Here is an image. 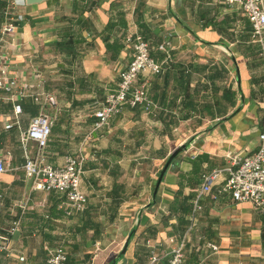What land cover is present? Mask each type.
I'll return each instance as SVG.
<instances>
[{
    "label": "crops",
    "instance_id": "0c3cea01",
    "mask_svg": "<svg viewBox=\"0 0 264 264\" xmlns=\"http://www.w3.org/2000/svg\"><path fill=\"white\" fill-rule=\"evenodd\" d=\"M7 22L12 31L1 32ZM132 33L160 65L137 77L153 106L124 104L93 128V112L129 61ZM162 41L166 51L156 48ZM260 52L247 18L223 0H0V55L22 90L16 120L0 90V159L9 168L0 173V236L8 239L0 264H46L53 247L63 248L65 264H148L150 250L152 264H165L170 240L182 238L181 264H264V214L226 192L198 194L202 174L257 145ZM41 111L54 116L45 160L83 157L82 209L62 192L32 189L23 174L18 135Z\"/></svg>",
    "mask_w": 264,
    "mask_h": 264
},
{
    "label": "built area",
    "instance_id": "2783aa9c",
    "mask_svg": "<svg viewBox=\"0 0 264 264\" xmlns=\"http://www.w3.org/2000/svg\"><path fill=\"white\" fill-rule=\"evenodd\" d=\"M230 6L238 8L240 13L247 18L251 25V36L261 46L260 55L264 60V8L261 0H223ZM13 24L7 22L1 32H10ZM125 43L130 48V58L127 64L118 71L115 87L108 91L101 106L93 112V128L107 124L108 119L118 114L124 104L139 106L144 110L151 108L152 102L147 96L145 81L138 83L139 74L153 75L160 71L159 63L149 55L150 46L139 34L132 33L125 37ZM156 48L166 51L168 42H160ZM5 58L0 55V90L9 93L8 99L12 103V117L16 120L20 112L19 103L15 96L22 93L17 88L13 77L6 76ZM51 100V98H48ZM54 116L45 112H38L32 116L25 129L18 135V141L23 152L24 161L21 165L24 176L29 179L30 187L34 190H56L62 192L67 203L74 209H82L86 202L85 194L79 190L78 184L81 174L83 157L81 155H66L61 165H51L44 157L46 145ZM29 144L33 145L32 151ZM5 161L0 159V173L8 170ZM225 170L227 175L223 184L214 192L210 189L219 173ZM219 192H226L232 200L249 202L261 214H264V101L262 106L261 129L257 133V145L253 151L243 155L233 156L230 166L224 169H213L201 175L198 194L209 193L212 198ZM196 206V205H195ZM19 218L11 221L7 232L15 231ZM7 236H0V251L7 250ZM171 245L167 252L165 264H181L183 259V238L178 241L170 240ZM211 249L215 245L207 244ZM19 260L23 257L19 256ZM158 257L150 250L148 264L157 262ZM66 254L63 248L53 247L47 249L46 264H65Z\"/></svg>",
    "mask_w": 264,
    "mask_h": 264
},
{
    "label": "water",
    "instance_id": "95a60500",
    "mask_svg": "<svg viewBox=\"0 0 264 264\" xmlns=\"http://www.w3.org/2000/svg\"><path fill=\"white\" fill-rule=\"evenodd\" d=\"M25 4H33V3H38L44 0H22ZM181 148H183V146H180L178 148H176L166 159L164 166L162 167V169L160 170L159 173V178L161 177L163 171L165 170L166 166L168 165V163L170 162V160L172 159V157L179 151L181 150ZM126 243V242H125Z\"/></svg>",
    "mask_w": 264,
    "mask_h": 264
},
{
    "label": "trees",
    "instance_id": "16d2710c",
    "mask_svg": "<svg viewBox=\"0 0 264 264\" xmlns=\"http://www.w3.org/2000/svg\"><path fill=\"white\" fill-rule=\"evenodd\" d=\"M159 72H160V71H159ZM159 72H158V73H159ZM115 84H116V83H115ZM114 87H115V86H114ZM114 87H113V88H114ZM113 88H112V89H113ZM112 89H110V90H112ZM110 90H109V91H110ZM104 96H105V95H104ZM103 99H104V97H103ZM135 106H137V105H135Z\"/></svg>",
    "mask_w": 264,
    "mask_h": 264
}]
</instances>
